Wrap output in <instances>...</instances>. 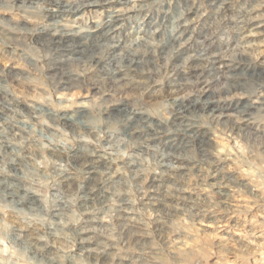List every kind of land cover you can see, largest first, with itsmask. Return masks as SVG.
Returning a JSON list of instances; mask_svg holds the SVG:
<instances>
[{
  "label": "clouds",
  "instance_id": "1",
  "mask_svg": "<svg viewBox=\"0 0 264 264\" xmlns=\"http://www.w3.org/2000/svg\"><path fill=\"white\" fill-rule=\"evenodd\" d=\"M0 264H264V0H0Z\"/></svg>",
  "mask_w": 264,
  "mask_h": 264
}]
</instances>
